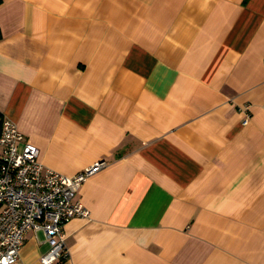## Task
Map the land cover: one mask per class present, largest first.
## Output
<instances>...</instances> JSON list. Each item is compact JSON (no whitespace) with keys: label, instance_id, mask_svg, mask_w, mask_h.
Wrapping results in <instances>:
<instances>
[{"label":"crops","instance_id":"1","mask_svg":"<svg viewBox=\"0 0 264 264\" xmlns=\"http://www.w3.org/2000/svg\"><path fill=\"white\" fill-rule=\"evenodd\" d=\"M0 34V120L106 164L54 264H264V0H3Z\"/></svg>","mask_w":264,"mask_h":264},{"label":"built area","instance_id":"2","mask_svg":"<svg viewBox=\"0 0 264 264\" xmlns=\"http://www.w3.org/2000/svg\"><path fill=\"white\" fill-rule=\"evenodd\" d=\"M0 147V264L18 261L29 232H42L49 247L41 264L66 260L63 226L73 217L89 216L76 193L105 162H94L71 176L50 170L40 163L38 148L8 118L0 120Z\"/></svg>","mask_w":264,"mask_h":264},{"label":"trees","instance_id":"3","mask_svg":"<svg viewBox=\"0 0 264 264\" xmlns=\"http://www.w3.org/2000/svg\"><path fill=\"white\" fill-rule=\"evenodd\" d=\"M3 2V0H0V4ZM0 39H1V34H0Z\"/></svg>","mask_w":264,"mask_h":264}]
</instances>
